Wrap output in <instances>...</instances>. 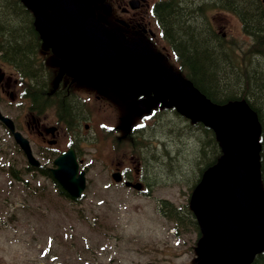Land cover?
<instances>
[{
	"label": "water",
	"instance_id": "95a60500",
	"mask_svg": "<svg viewBox=\"0 0 264 264\" xmlns=\"http://www.w3.org/2000/svg\"><path fill=\"white\" fill-rule=\"evenodd\" d=\"M35 13L47 44L60 43L65 72L88 83L132 87L166 101L178 113L212 129L221 155L191 192L189 204L201 226L197 264H250L264 250V190L260 187V126L242 101L212 103L190 81L161 63L143 42L129 44L101 26L86 0H22ZM264 3V0H263ZM27 162L38 166L25 138L0 114ZM52 178L72 199L85 187L73 150L59 154ZM118 180L117 175L112 176Z\"/></svg>",
	"mask_w": 264,
	"mask_h": 264
},
{
	"label": "rangeland",
	"instance_id": "374dc122",
	"mask_svg": "<svg viewBox=\"0 0 264 264\" xmlns=\"http://www.w3.org/2000/svg\"><path fill=\"white\" fill-rule=\"evenodd\" d=\"M209 16L217 29L238 40H246L235 17L220 11ZM103 118L99 122L123 124L110 121V116ZM157 131L159 142L164 140L167 144L162 142L158 150L167 149L171 158H161L162 164H156L165 171L154 169L162 176L158 178L160 183L150 188L151 197L110 186L112 164L109 162L123 147L118 151L111 148L105 132L99 130L95 141L82 145L80 152L91 159L85 170V190L79 200L70 201L58 192L52 179L27 170L23 155L0 126V264H145L146 261L182 264L189 261L187 250L195 241V229L183 236L187 242L184 248L175 247L173 237L166 235L171 223L168 216L162 215L160 203L166 200L177 208L187 203L200 167L199 158L194 155L197 134L184 127V122L175 115H171L170 127L162 126ZM31 138L40 142L35 136ZM93 145L98 146L90 147ZM36 157L52 167L51 160ZM8 164L22 175V181L10 175ZM182 219L187 222L183 215Z\"/></svg>",
	"mask_w": 264,
	"mask_h": 264
},
{
	"label": "flooded vegetation",
	"instance_id": "af4514ba",
	"mask_svg": "<svg viewBox=\"0 0 264 264\" xmlns=\"http://www.w3.org/2000/svg\"><path fill=\"white\" fill-rule=\"evenodd\" d=\"M86 1L100 25L121 35L129 43L145 42L146 47L165 65L171 67L170 65L174 64L181 71L184 64L178 60L181 55L180 45L173 34V29L167 27L162 19L159 8L165 3V7L168 5L171 12L175 13L191 8L198 11L208 8L219 9L225 6L226 0ZM15 4L18 9H23L38 37L35 57L30 59L38 68L6 62L2 59L3 52L0 50V112L13 122L14 130L26 138L35 157L38 156L40 159L50 157L52 161L55 156L71 148L79 169L84 171L91 159L85 158V152H80L82 145L87 146L88 143L95 141L99 130H103L111 148L114 147L118 151L117 149L123 147V150L109 162L112 164L110 186L124 187L134 194L151 197L150 188L157 186L160 183L158 178L162 176L155 173L154 169L158 168L156 164H160L161 158H171L167 149L163 152L161 149L158 150L162 142L167 144L164 140L159 142L157 128L170 127L171 114H174V110L165 103L153 100L149 95L139 94L132 88H118L105 82L86 83L80 77L65 74L60 65L62 56L60 44L51 46L45 44L34 24V12L21 1L17 0ZM190 18L192 19V16L188 17L191 21ZM206 22V19L201 20L202 30H205V27L207 29ZM221 34L224 35L222 32ZM4 39L0 35V42ZM37 87L41 90L38 91ZM68 109H72V113ZM103 116H110V121L121 122L124 127L99 122L105 119ZM96 122L98 130L94 131ZM125 127L128 129H124ZM4 133L11 139L6 130ZM32 136L40 142L32 140ZM11 141L20 150L18 145ZM97 146L90 147L96 149ZM94 153L97 152L94 150ZM112 174H119V180H114ZM135 185L139 188H135ZM162 215L165 216L163 213ZM191 231L173 226L167 229L166 235L168 238L173 237L175 247L184 248L187 242L183 236H187ZM194 232L195 241L188 243L189 261L182 264L197 263L199 227ZM173 262L146 261L145 264H174Z\"/></svg>",
	"mask_w": 264,
	"mask_h": 264
},
{
	"label": "trees",
	"instance_id": "16d2710c",
	"mask_svg": "<svg viewBox=\"0 0 264 264\" xmlns=\"http://www.w3.org/2000/svg\"><path fill=\"white\" fill-rule=\"evenodd\" d=\"M16 1L0 0V35L5 38L0 42L2 59L11 64L27 67L32 65L38 68L37 64L30 62V59L35 57L38 37L23 9L15 7ZM224 4V7L219 8L220 11L237 17L241 34L246 40L217 33L207 15V12L212 11L211 8L200 11L191 8L175 13L171 12L168 5L165 7L164 3L161 5L162 9H159L166 26L173 29L180 45L181 55L178 60L184 64L180 73L210 101L221 104L240 100L255 112L261 129L260 184L264 189V6L261 0H226ZM189 16H192L191 21ZM204 19L207 20V29L205 27V30H202L201 20ZM37 78L38 75L36 80ZM37 89L41 90L39 87ZM71 110L68 109L70 113ZM177 117L184 122V127L197 134L198 147L194 155L199 158L200 167L198 177L190 187L192 189L204 169L219 158V140L213 131L202 123L191 122L178 114ZM189 162L188 160L186 163ZM160 163L162 164V160ZM8 167L11 168L10 175L22 181V175L13 170L12 164ZM162 168L159 167V172L164 171ZM37 172L50 178V173L44 167L39 168ZM58 192L65 195L61 190ZM160 205L161 211L167 213L169 220L177 224L181 223L182 215L188 220L192 218L188 200L183 208H177L167 201H161ZM188 222L184 224L186 227H197L194 221ZM250 264H264V251L256 254Z\"/></svg>",
	"mask_w": 264,
	"mask_h": 264
}]
</instances>
